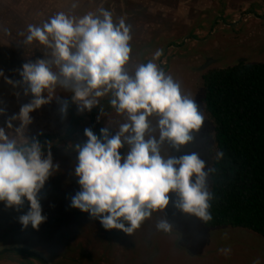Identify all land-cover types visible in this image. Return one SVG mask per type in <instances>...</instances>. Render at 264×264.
<instances>
[{
  "label": "rangeland",
  "instance_id": "rangeland-1",
  "mask_svg": "<svg viewBox=\"0 0 264 264\" xmlns=\"http://www.w3.org/2000/svg\"><path fill=\"white\" fill-rule=\"evenodd\" d=\"M101 7L112 13L114 23L123 18L131 26L130 60L125 65L129 75H134L138 64L154 60L180 83L182 92L194 98L204 124L193 133L191 142L173 148V155L196 152L207 165V149L213 142L200 76L208 67L231 65L239 58L264 61V0H0V127L10 137L19 138L15 128L20 121L11 120V129L6 121L34 98L30 91L25 94L28 85L20 75L22 65L50 53L37 41L25 43L27 26L42 25L58 12L80 17L89 11L98 13ZM160 49L162 54L154 58ZM44 95L50 100L29 113L31 123L24 135L30 141L38 140L44 156L50 152L53 164L58 165L37 196L46 219L38 229L31 224L23 228L18 218L28 211L27 200L18 208L0 201V246H32L52 258L53 264H253L257 260L264 264L263 237L243 228L205 227L171 201L131 235L106 230L89 213L71 207L72 197L80 190L74 174L78 155L74 145L86 142L85 128L99 137L100 129L108 127L114 135L126 118L109 103L111 94L98 98L90 111H79L72 93L59 85L51 95L47 90ZM157 119L149 117L148 135L158 138ZM127 150L125 145L119 152L124 155ZM161 154H169L166 144ZM170 196L173 201L178 199L175 194ZM164 217L176 231L157 230V220ZM18 251L0 252V264H20L22 260L41 264Z\"/></svg>",
  "mask_w": 264,
  "mask_h": 264
},
{
  "label": "clouds",
  "instance_id": "clouds-1",
  "mask_svg": "<svg viewBox=\"0 0 264 264\" xmlns=\"http://www.w3.org/2000/svg\"><path fill=\"white\" fill-rule=\"evenodd\" d=\"M130 28L123 18L114 23L112 13L103 7L98 13L89 11L80 17L58 12L42 25L27 26L25 43L37 41L50 53L22 65L20 75L28 85L25 94L30 91L34 98L6 121L8 129L13 127L11 120L20 121L15 128L19 138L10 137L0 127V201L18 208L27 200L29 209L18 218L23 228L31 224L38 229L45 221L37 196L58 168L51 153L44 156L40 142L30 141L24 131L31 123L29 113L50 100L45 91L51 95L58 85L72 93L79 111H90L98 98L111 94L109 103L126 118L114 135L108 127L100 129L99 137L85 128L86 142L74 145L78 153L74 174L80 190L72 197L71 207L89 213L106 230L118 229L129 235L170 201L183 213L204 222L212 219L209 201L213 194L205 171L212 165H206L196 152L173 155V148L194 139L204 115L194 98L182 92L180 83L154 60L138 64L134 75L128 74ZM161 54L162 49L157 50L154 58ZM154 115L158 117V138L148 135L149 117ZM165 144L166 157L161 154ZM125 145L128 150L122 155L119 149ZM216 156L219 160L223 152ZM170 193L178 199L173 201ZM156 228L176 231L167 217L157 220ZM220 251L228 253L230 249Z\"/></svg>",
  "mask_w": 264,
  "mask_h": 264
},
{
  "label": "trees",
  "instance_id": "trees-1",
  "mask_svg": "<svg viewBox=\"0 0 264 264\" xmlns=\"http://www.w3.org/2000/svg\"><path fill=\"white\" fill-rule=\"evenodd\" d=\"M200 77L213 142L207 149L212 219L202 224L243 228L264 238V61L239 58L208 67ZM218 151L223 152L219 160ZM16 253L45 264L30 251Z\"/></svg>",
  "mask_w": 264,
  "mask_h": 264
},
{
  "label": "water",
  "instance_id": "water-1",
  "mask_svg": "<svg viewBox=\"0 0 264 264\" xmlns=\"http://www.w3.org/2000/svg\"><path fill=\"white\" fill-rule=\"evenodd\" d=\"M6 249H23V250H27L30 251L32 253H34L35 255L39 256L42 260L45 261L46 264H52L51 260L44 254L42 253L40 250L26 245V244H9V245H1L0 246V252Z\"/></svg>",
  "mask_w": 264,
  "mask_h": 264
},
{
  "label": "flooded vegetation",
  "instance_id": "flooded-vegetation-1",
  "mask_svg": "<svg viewBox=\"0 0 264 264\" xmlns=\"http://www.w3.org/2000/svg\"><path fill=\"white\" fill-rule=\"evenodd\" d=\"M20 250H23V249H20ZM2 252V251H1ZM27 257V256H26ZM48 257V256H47ZM49 258V257H48ZM34 259H36V258H34ZM50 260H51V262H52V264H53V261H52V258H49ZM36 260H38V259H36ZM39 261V260H38ZM44 261V260H43ZM40 262V261H39ZM45 262V261H44ZM41 263V262H40ZM42 264V263H41ZM46 264V263H45Z\"/></svg>",
  "mask_w": 264,
  "mask_h": 264
}]
</instances>
